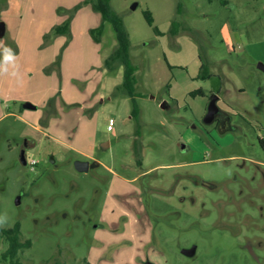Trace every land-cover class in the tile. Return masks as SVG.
<instances>
[{"label":"rangeland","instance_id":"374dc122","mask_svg":"<svg viewBox=\"0 0 264 264\" xmlns=\"http://www.w3.org/2000/svg\"><path fill=\"white\" fill-rule=\"evenodd\" d=\"M83 2L0 0V59L16 56L0 73V256L19 224L22 264H264V0H112L138 118L124 66L105 65L116 31L95 40Z\"/></svg>","mask_w":264,"mask_h":264},{"label":"trees","instance_id":"16d2710c","mask_svg":"<svg viewBox=\"0 0 264 264\" xmlns=\"http://www.w3.org/2000/svg\"><path fill=\"white\" fill-rule=\"evenodd\" d=\"M111 1L112 0H84L83 3H91L94 10L100 12L102 15L100 25L91 29L95 40L98 41L99 37H101L106 21H110L116 31L118 37L117 46L112 54L106 57L105 65L111 72L116 71L120 65L124 66L123 82L117 87V90H124L129 94L133 100L132 114L138 118L140 112V107L136 101V96L138 95L136 90L138 67L131 59L130 33L123 21V17L113 9ZM144 13L148 19L147 21L152 25L154 20L152 12L146 9ZM69 28L70 20H67L61 26L55 27L58 34L68 32ZM155 30L159 33L161 32L157 26H155ZM202 67L203 71L207 74L208 70L206 66L202 64ZM3 234L8 242V246L0 256V261H8L10 264H22L18 256L22 250L31 246V239H22V231L19 224L3 229Z\"/></svg>","mask_w":264,"mask_h":264},{"label":"water","instance_id":"95a60500","mask_svg":"<svg viewBox=\"0 0 264 264\" xmlns=\"http://www.w3.org/2000/svg\"><path fill=\"white\" fill-rule=\"evenodd\" d=\"M4 34H6V23L0 20V37H3ZM258 67L264 71V63L260 62L258 64ZM219 96L220 94L217 93L213 95L210 99L209 106H208V113L205 115V118H204L205 122L207 123L213 122L216 117V114L220 112V107L217 103ZM162 105L163 107H165V102H163ZM24 107L25 108H35L36 105L32 102H26L24 104ZM26 145L31 146L33 145V143H27ZM21 161L24 163L27 162V158H26L24 150L21 151ZM75 164H76L75 167L80 171L87 170L89 166H91V163L89 160H77ZM195 250H196V247L193 246L192 248L184 249L183 253L191 255L195 252ZM147 264H157V263L153 261H147Z\"/></svg>","mask_w":264,"mask_h":264},{"label":"clouds","instance_id":"9594fccd","mask_svg":"<svg viewBox=\"0 0 264 264\" xmlns=\"http://www.w3.org/2000/svg\"><path fill=\"white\" fill-rule=\"evenodd\" d=\"M16 56L11 48H5L3 51V57L0 59V73H7L9 71V65L15 66ZM15 74V73H13ZM5 222V218H0V223Z\"/></svg>","mask_w":264,"mask_h":264},{"label":"built area","instance_id":"2783aa9c","mask_svg":"<svg viewBox=\"0 0 264 264\" xmlns=\"http://www.w3.org/2000/svg\"><path fill=\"white\" fill-rule=\"evenodd\" d=\"M113 125H114V120L110 119V121H109V129L112 130L113 129ZM31 162H32V164H31L32 168H34V165L38 163V161H36L35 159H32Z\"/></svg>","mask_w":264,"mask_h":264},{"label":"flooded vegetation","instance_id":"af4514ba","mask_svg":"<svg viewBox=\"0 0 264 264\" xmlns=\"http://www.w3.org/2000/svg\"><path fill=\"white\" fill-rule=\"evenodd\" d=\"M215 94H217V93H215ZM215 94H213V95H215ZM218 94H219V93H218ZM213 95H211V97H212ZM216 120H218V118H216ZM27 143H32V142H26L24 145H22V147H21V151L24 150L25 153H26L27 148L30 147V146H27V145H26ZM261 143L264 145V139H261ZM31 146H32V145H31Z\"/></svg>","mask_w":264,"mask_h":264}]
</instances>
